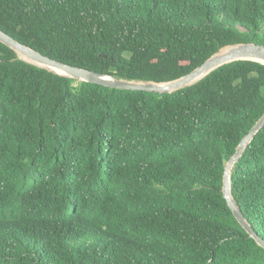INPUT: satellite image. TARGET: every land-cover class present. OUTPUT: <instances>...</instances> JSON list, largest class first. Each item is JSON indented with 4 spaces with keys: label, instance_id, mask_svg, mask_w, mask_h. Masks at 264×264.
Wrapping results in <instances>:
<instances>
[{
    "label": "trees",
    "instance_id": "obj_1",
    "mask_svg": "<svg viewBox=\"0 0 264 264\" xmlns=\"http://www.w3.org/2000/svg\"><path fill=\"white\" fill-rule=\"evenodd\" d=\"M0 28L62 62L167 82L264 45V0H0ZM263 114L258 61L159 93L78 81L0 41V264H264L224 195ZM231 180L264 239V127Z\"/></svg>",
    "mask_w": 264,
    "mask_h": 264
},
{
    "label": "water",
    "instance_id": "obj_2",
    "mask_svg": "<svg viewBox=\"0 0 264 264\" xmlns=\"http://www.w3.org/2000/svg\"><path fill=\"white\" fill-rule=\"evenodd\" d=\"M0 41L15 50L20 59H23L29 63L35 64L42 68H46L60 75L71 77L78 81L97 83L112 88L142 90L159 93H172L187 86L193 85L215 69L219 68L220 66L236 60H254L264 64L263 44H257L252 42L240 43L223 47L220 51L207 58L200 66L196 67L191 72L187 73L186 75L180 78L167 82L137 81L117 78L110 74H103L88 68L56 60L54 58L49 57L48 55H45L44 53L33 48L32 46L19 41L14 36L5 32L1 28ZM20 54L28 57L29 59L22 57ZM54 68H59L63 70L64 73L59 72ZM263 127L264 114L241 140L236 152L227 162L224 175V195L229 207L231 208L233 214L240 222V224L258 241L260 245L264 247V239L258 236V234L255 232L254 228L246 219L240 205L236 201V198L232 191L231 180L232 169L234 165L242 156L245 148L252 141L254 136Z\"/></svg>",
    "mask_w": 264,
    "mask_h": 264
},
{
    "label": "bare ground",
    "instance_id": "obj_3",
    "mask_svg": "<svg viewBox=\"0 0 264 264\" xmlns=\"http://www.w3.org/2000/svg\"><path fill=\"white\" fill-rule=\"evenodd\" d=\"M226 50H227V48H226ZM22 57H24V58H26V59H29L28 57H26V56H24V55H22V54H20ZM55 70H57V71H59V72H62V73H64V71L63 70H61V69H59V68H54Z\"/></svg>",
    "mask_w": 264,
    "mask_h": 264
}]
</instances>
